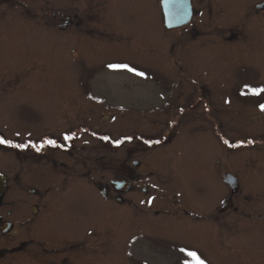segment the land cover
Segmentation results:
<instances>
[{
    "label": "flooded vegetation",
    "instance_id": "flooded-vegetation-1",
    "mask_svg": "<svg viewBox=\"0 0 264 264\" xmlns=\"http://www.w3.org/2000/svg\"><path fill=\"white\" fill-rule=\"evenodd\" d=\"M164 1L159 0V4H156V0H0V72L4 70L3 66L8 59L6 43L10 35L9 16L16 18L12 20V27L17 36L13 32L10 36L12 39L15 37L12 55L16 56V59L13 57L16 61V45L20 46L22 52L24 47L25 15L29 17L28 24L35 27L38 36L44 33L52 41L55 37L66 34L70 61L80 60L88 66H99L101 63L103 67L113 64L128 65V61H121L122 58L117 57L106 62L104 48L111 51L123 50L124 54H129L137 45L150 43L148 41L151 40V34L148 37H141L142 34H139L146 30L160 32L163 29L165 40L166 35L172 31L174 34L188 36L194 42L208 37L209 42H197L198 44H194L197 47L193 50L198 54L207 49L211 62L207 66L208 70L204 67L209 72L206 80L197 75L191 78L170 76L163 82L154 80L158 89L149 91L151 93L146 95L145 103L123 104L118 105L117 110L115 108V115H130L128 118L132 119L134 131L128 134L127 146L121 147L120 139H113L110 143L114 148V156L110 157L111 165L108 166L112 177L108 183H101L100 191L105 197L112 196V200L119 205L129 203L132 211H135L133 213L151 211L149 205L153 198L160 197L163 199L161 208L152 211L155 216L162 217V223L167 226L164 230L171 233L179 229L178 224H183L181 230L188 233V240L193 238L191 245H194L188 250L197 251L206 264H216L214 250L222 241H228L227 232L233 224L242 225L243 230L253 233L250 241L256 245L264 242V109L261 108L264 105V92L253 94L255 98L249 100L244 94V88H249V85H242V95L237 92L239 88L235 89L236 96L241 99L238 104H233L228 93L236 80L234 69L248 61L255 65H261L264 61V0ZM170 15L185 16L188 20L170 27L166 20ZM182 35L177 38L183 40ZM181 43L182 41H178L175 44ZM178 45L171 47V53L176 59L175 67L180 65ZM137 77L149 79L141 75ZM5 81L3 77L0 78V98L7 95ZM166 81L169 82L168 86ZM251 87L264 88V83ZM83 93L89 92L83 90ZM84 96H90L102 105L106 102L103 95L99 97L89 93ZM149 100H153V104H149ZM5 104V100L0 101V139L7 143H0V151L7 152L9 148H13L18 153L11 159L0 158V177L5 181V186H0V264H79L78 259L89 253L90 241L86 234L80 237L78 231H58V225L53 223L54 216L60 209L56 202V191L51 186L37 183L40 179L33 181L31 176L25 175L28 173L25 163L31 160L27 154L19 153L24 149L20 147L21 139L16 138L13 142L3 130L2 126L6 121L2 119V115L8 109ZM102 107L98 106V109ZM139 114H142V118L136 116ZM83 118L85 120L82 116L81 119ZM138 119L143 122L142 126L159 131L154 134L141 133L145 138L138 140L135 131ZM233 119L236 121H232ZM81 124L74 137L65 143L69 147L66 150L73 154L76 152L73 151L76 140L86 128ZM184 124L190 129L205 127L214 135L217 128H223L225 124L228 127L239 124L247 132L246 137L241 139L251 141L239 147H245L249 151L256 148L257 159L253 158L257 160L256 166L262 164L256 168L251 161L245 170L246 175L243 177L245 179L251 175L252 179L248 180L251 185H245L236 172L227 170L223 174L224 185L218 188L215 169H210L213 175L210 172L209 175L205 174L207 176L203 175V182L194 181L190 176L185 183L183 176L179 177L176 173L173 174V179L178 185L174 189L168 186L158 189L157 185H153L151 177L159 169L155 171L149 162L143 161V157L152 149L150 142L154 143L157 136L159 142L154 145L159 148L164 146L162 155H174L180 146V130ZM212 139L205 138L203 143L209 142L214 146L215 139ZM232 141L226 139L225 143L231 150H236L238 147L232 146ZM193 148L199 149L198 145L192 146L191 152L195 151ZM194 156L196 155L188 153L185 157L189 161ZM83 160L87 163L89 156H85ZM163 168H169V162H164L160 170ZM161 181L162 184H168V179L162 178ZM193 181L201 185L194 187ZM205 181L208 183L207 187L203 185ZM251 189H254L252 193L260 194L256 199H251ZM170 220L178 225V229L168 226L172 224ZM257 221L261 222L260 225ZM218 230L221 235H218ZM135 237L136 235L133 238ZM248 251L252 252L254 258L255 250ZM244 254L247 256L246 252ZM245 255L224 256L230 258L228 264L239 258L244 263L252 260V257ZM184 258L186 256L179 253L177 262L182 263L181 259Z\"/></svg>",
    "mask_w": 264,
    "mask_h": 264
},
{
    "label": "rangeland",
    "instance_id": "rangeland-1",
    "mask_svg": "<svg viewBox=\"0 0 264 264\" xmlns=\"http://www.w3.org/2000/svg\"><path fill=\"white\" fill-rule=\"evenodd\" d=\"M156 4H159V0H156ZM23 18L25 20L23 52L18 45L15 48L17 50H14L15 54L18 53V61L14 60L13 57L16 59V56L12 55L14 53L12 43L15 37L13 39L10 37L12 32L17 36L15 28L12 27V20L16 18L12 16L8 18V34H10L6 43L8 59L3 66L4 70L0 72L3 74L0 78L3 77L7 83V95L2 96L0 101L5 100L7 103L5 105L8 106L2 115V119L6 121L2 127L9 140L14 142L16 138H20L21 144H24L23 151L19 153L27 154L31 160L25 163V169L28 172L25 175L31 176L33 181L40 179L37 183L55 189L56 202L60 209L57 210L53 223L58 225V231L59 229L61 232L68 233L78 231L80 237L86 234L87 240L90 241L88 242L89 253L78 259L79 264H182L177 262V256L179 253L185 255L181 249L188 250L194 245H191L193 238L188 240V233L181 230L183 224H178V229V225L174 224L173 220H170L172 224L168 226L178 230L172 231V234L164 230L167 226L162 223V217L155 216L152 211L161 208L163 199L153 198L149 205L151 211L143 210L133 213L135 211H132L129 203L119 205L112 200V196L108 198L102 195L100 189L101 183H108L112 177L108 166L111 165L109 160L111 156H114V148L112 149L113 146L110 143L113 139H120L121 147H125L128 145V134L134 131L132 119L128 118L130 115H115L113 113L115 108L117 110L118 105L123 104L145 103L146 95L151 93L149 91L158 89L154 80L163 82L170 76L191 78L195 75L206 80L209 72L205 71L204 67L206 66L208 70L207 66L211 62L207 49L206 52L200 51L198 54L193 50L197 47L195 43L209 42V38L194 42L190 37L174 34L172 31L166 35L167 40H165L163 29L160 32L146 30L139 34H142L141 37H148L151 34V40L148 41L150 43L137 45L136 49L129 54H124L123 50L111 51L109 48H104L106 62L110 58H122L121 61L129 62L128 66H132L137 72L144 73L143 77H149L146 80L126 69L103 67L102 63L99 66H88L80 60L70 61L68 58L70 48L66 44V34L55 37L52 42L44 33H40L39 36L36 34L35 27L28 24L27 15ZM178 35H182L184 39L180 40L177 38ZM178 41H182L183 47L175 44ZM172 45H178L179 48L177 57L180 65L176 67V59L171 53ZM183 54L184 57L181 58ZM234 72L236 80L233 83V89L228 90L233 104L241 102L240 97L236 96L235 89L239 88L237 92L242 95L241 86L246 84L249 88H244V94L249 97V100L254 99L255 95L253 97L250 89H252L251 86L260 82L264 83V61L261 65L248 61L234 69ZM167 83L169 82L166 81V86H168ZM83 90L94 96L102 97L100 95H103L106 102L102 105L90 96L85 97L84 95L89 93L84 94ZM111 102L115 105L112 106ZM151 102L153 100H149V104H153ZM98 106L103 107L98 109ZM82 116L85 120L81 119ZM136 116L142 118V114ZM81 123L86 128L77 138L73 147V151L76 152L73 154L66 150L69 147L65 143L74 137ZM141 123L143 122L138 119L135 127L137 139L145 138L141 133L154 134L159 131L150 129L146 125L142 126ZM187 126L182 125L180 146L174 155H164L167 159L162 155L164 146L161 145L159 148L156 144L154 145L158 137L155 136L154 143L150 142L152 149L143 157V161L149 162L153 170L159 169V172L157 174L155 172L151 177L153 185H157L158 189L166 186L174 189L178 185L173 179V174L176 173L177 176H183L185 183L190 176L197 182H203L205 179L203 175L207 176L205 174L209 172L213 175L210 169H215L218 188L224 185L223 174L227 170L236 172L245 185H251L248 183V180L252 179L251 175L245 179L243 177L244 174L246 175L245 170L251 161L256 168L262 164L264 166V163L256 166L257 160L253 158L254 156L257 159L256 148L249 151L245 147H239L251 142L241 139L246 137L247 132L241 129L239 124H232L229 127L225 124L226 127L217 128L215 135L205 127L190 129ZM55 138L58 141L54 140ZM205 138H214V146L209 142L203 143ZM226 139L228 141L232 139V146L238 148L231 150L225 143ZM49 141L55 143L50 144ZM197 145L199 149L193 148L197 153L191 152L190 148ZM16 153L18 152L15 149L9 148L7 152L0 151V158L11 159ZM188 153L196 156L188 161L185 157ZM85 156H89L87 163L83 160ZM163 158L165 160H162ZM164 162H169V168L160 170ZM162 178L168 179V184H162ZM194 181L192 183L194 187L201 185ZM252 183L256 184V181ZM203 185L207 187V181ZM252 191L254 189H251V193ZM259 195V193H252L250 197L256 199ZM257 223L260 225L261 222L257 221ZM259 229L262 230L261 227ZM217 233L222 234L220 230ZM227 233H229L228 241H222L215 250L213 249L216 264L229 263L230 258L227 259L224 255L244 256L245 252L247 253L245 257H252L251 261L244 263L241 258L236 257L235 259L238 260H233L230 264H264L263 241L257 245L250 241L253 233L243 230L242 225L233 224ZM134 235H136L135 239ZM247 249L255 250L254 258L252 252ZM184 259H181V262Z\"/></svg>",
    "mask_w": 264,
    "mask_h": 264
},
{
    "label": "snow or ice",
    "instance_id": "snow-or-ice-1",
    "mask_svg": "<svg viewBox=\"0 0 264 264\" xmlns=\"http://www.w3.org/2000/svg\"><path fill=\"white\" fill-rule=\"evenodd\" d=\"M110 68L113 69H126L127 71L134 72L137 75L143 76L144 73L142 72H137L136 69L129 67L128 65H118V64H113L109 65ZM250 91L253 94H259L261 92H264V88L260 89H250ZM261 108L264 109V105H261ZM68 138V137H66ZM159 141H157L158 143ZM0 143H7V141L0 139ZM48 143L54 144V141H49ZM227 143V141H226ZM20 147H24V145H20ZM39 150V149H38ZM181 252L185 253L187 259H184L182 261V264H206V261L201 258V256L198 254L197 251L194 250H186V249H181Z\"/></svg>",
    "mask_w": 264,
    "mask_h": 264
},
{
    "label": "water",
    "instance_id": "water-1",
    "mask_svg": "<svg viewBox=\"0 0 264 264\" xmlns=\"http://www.w3.org/2000/svg\"><path fill=\"white\" fill-rule=\"evenodd\" d=\"M167 0H165L164 2H166ZM167 24L170 27H173L175 25H181L185 22H187L188 19H186L185 16H167ZM0 186H5V181H2V178L0 177Z\"/></svg>",
    "mask_w": 264,
    "mask_h": 264
}]
</instances>
